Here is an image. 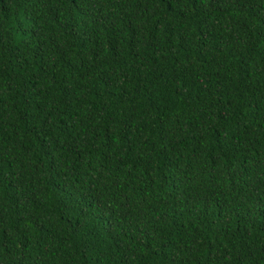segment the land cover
Segmentation results:
<instances>
[{
  "label": "trees",
  "instance_id": "trees-1",
  "mask_svg": "<svg viewBox=\"0 0 264 264\" xmlns=\"http://www.w3.org/2000/svg\"><path fill=\"white\" fill-rule=\"evenodd\" d=\"M0 264H264V0H0Z\"/></svg>",
  "mask_w": 264,
  "mask_h": 264
}]
</instances>
